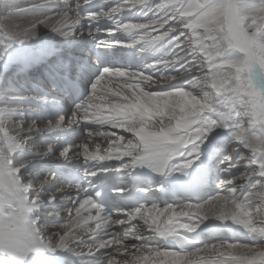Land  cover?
I'll list each match as a JSON object with an SVG mask.
<instances>
[{"label": "snow or ice", "instance_id": "obj_1", "mask_svg": "<svg viewBox=\"0 0 264 264\" xmlns=\"http://www.w3.org/2000/svg\"><path fill=\"white\" fill-rule=\"evenodd\" d=\"M74 2L75 8L67 2L62 10L56 5L58 19L47 15L51 3L11 7L3 19L11 15L35 18L14 28L0 24V59L12 44L31 40L38 25L69 37L85 22L89 35H94L101 29H93V24L110 21L113 26L104 31L127 38L101 40L98 47L140 52L168 49L165 57L146 68L157 72L171 69L175 74L155 76L105 67L91 84L87 98L76 105L72 119L92 126L88 136L109 139L110 148L101 154L99 145L94 150L87 143L73 145L60 153L62 157L82 158L87 165L85 177L136 169L172 177L187 174L214 130L227 128L238 144L252 153L249 164L255 168L243 172L242 177L219 178L227 196L212 195L202 203L176 207L168 204L162 210L155 203L151 208L138 203L126 211H108L86 194L82 184L69 185L77 195L72 207L65 209L67 223L49 239L33 213L45 203L40 194L56 177L40 180L33 193L24 186V170L32 161L14 166L12 157L18 149L36 148L31 143L33 133L56 132L66 118L59 116L55 124L49 120L45 129H40L36 120L26 126L22 118L13 119L17 114L22 117L18 105L0 101V255L16 264H25L29 256L32 264H41L39 254L58 250L86 257L82 264H264V243H212L198 231L208 221H230L264 241V0H115V6L107 11L86 15L79 11L81 0ZM82 3L89 5L92 0ZM125 9L128 13L136 9L148 19L125 23L117 19ZM180 77L188 78L186 84L173 83ZM194 88H200L202 95L189 90ZM206 88L210 90L204 91ZM108 129L125 130L131 138ZM53 148L41 147L36 155L43 159ZM233 157L234 153L224 157L223 173H230ZM113 162L118 167H111ZM105 164L110 167L97 169ZM48 199L54 201L55 194H49ZM164 215L166 223L160 219ZM140 221L143 230H138Z\"/></svg>", "mask_w": 264, "mask_h": 264}, {"label": "bare ground", "instance_id": "obj_2", "mask_svg": "<svg viewBox=\"0 0 264 264\" xmlns=\"http://www.w3.org/2000/svg\"><path fill=\"white\" fill-rule=\"evenodd\" d=\"M92 1H94V0H92ZM112 1V0H111ZM5 2H6V0H5ZM154 2V1H153ZM107 3H108V0H107ZM4 4V3H3ZM111 5V4H110ZM73 6H75V2H73ZM89 6L90 5H88V7L87 8H85V9H83L82 11H84V12H87V11H89L90 9H89ZM82 7H84V5H82V3H81V8ZM63 9V8H62ZM61 9V10H62ZM135 11H136V9H134ZM133 10V11H134ZM129 11V10H128ZM126 13H124V15H125ZM133 13H130L129 14V16L130 15H132ZM124 15H121V17L118 15L117 16V19H123V17H124ZM125 19V18H124ZM144 19H146V17L144 18ZM12 20H13V17H12ZM14 21V20H13ZM104 22L105 21H101L100 22V24L102 25V24H104ZM15 24V23H14ZM13 24V25H14ZM84 26H88V25H86L85 23L82 25V27H84ZM80 28H81V26H80ZM77 30H79V29H77ZM96 34V33H95ZM155 34V33H154ZM122 35H125V34H122ZM58 36H62V35H58ZM123 37V39H126L127 37H124V36H122ZM58 39H61L62 40V38L61 37H58ZM86 39H91V41L92 42H96L97 44H98V42L99 41H101V40H99L98 38H97V36L96 35H89V32H86L85 34H81L80 35V37L79 38H72V37H70V38H66L65 40H64V38H63V41H55V39H51V41H47L46 40V42H40V43H37V44H35V45H29V43L27 44V45H24V43L23 44H19V43H15V44H12V46L10 47V48H8L7 50H6V52L4 53V56H6L7 58H5L4 56H3V58L2 59H0V72H2V70L4 71V70H8L10 67H14L13 68V72L14 73H16V74H19V76L21 77V74L23 73V71H24V69L21 67V63L22 64H25L26 66L28 65V62L27 61H25V57H26V55L28 54V52L30 51V50H42V49H45V48H47V47H49V48H58V47H67L68 49H73V47H75V48H77V47H79L80 48V51L82 52V53H88L87 52V45H86ZM68 40V41H67ZM102 40H105V41H107L106 39H102ZM64 44H65V46H64ZM110 47H112L113 48V46H108V47H102L101 49H108V48H110ZM169 50L168 49H163V50H159L158 48L157 49H153V50H149V51H145V52H140L139 51V53H140V56H141V58H143L142 56L146 53V59L145 60H143L141 63H144L145 61H148V64L149 63H151V62H153V61H155L156 59H157V55H159V54H161V57H163V56H166V54H167V52H168ZM12 52V53H11ZM160 57V58H161ZM17 62H20V64L19 65H17ZM28 68V67H27ZM168 70V72H169V70H171V69H167ZM167 70H165V69H163V68H161V71H159L158 72V74L160 75V74H162L163 72H165V71H167ZM144 71H146L145 69H144ZM149 73L151 72V71H148ZM155 72V71H154ZM170 73H173L172 72V70L170 71ZM156 74H157V72H156ZM174 74V73H173ZM164 75V74H163ZM197 75H199V73H197ZM1 81V80H0ZM109 83H112V82H109ZM179 83H181V79L179 78V80L178 81H175L174 82V84H178L179 85ZM30 89L29 88H27V89H24V91L25 92H27V91H29ZM190 90V89H189ZM191 91H193L192 89H191ZM0 92H2V94H4V95H6L5 97H7L8 95L9 96H11L9 93H15L14 94V96H19L20 94L18 93V92H16V91H14L13 89H6V90H0ZM7 98H10V97H7ZM5 101L6 100H10L12 103H14L15 105H18V106H29V109L28 110H26L25 108H22L20 111L22 112V114H24V116H26L27 115V113H28V115H31L32 113H34V112H37L38 110H40V109H38V108H34L33 107V105L32 104H28V103H24V102H21V101H18L17 99H15V100H13V99H5V98H3ZM1 101V100H0ZM3 101V100H2ZM26 112V113H25ZM15 117V119H18V118H20L21 117V115H19V114H17V115H15L14 116ZM36 118H37V120H40V118L39 117H37L36 116ZM53 123V122H52ZM65 123V122H64ZM30 124V122H28V125ZM53 124H55V123H53ZM65 125L63 124V126L59 129V130H61V129H65V128H63ZM46 128V126L44 127V128H40V129H45ZM70 128L71 129H74L75 131H76V136L77 137H79L80 135H83L84 134V136H88V134H86V129L82 126V121H77V120H75L72 124H71V126H70ZM112 130V129H111ZM111 130H108V131H111ZM116 130H119L120 131V135H122L123 134V131H124V134H128L125 130H121V129H116ZM112 131H115V130H112ZM256 131L257 132H259L260 131V128L258 127V126H256ZM47 132H44V133H42L41 134V138L40 139H38V140H34V141H31V143L32 144H36V143H38V141H41V139L44 137V135L46 134ZM33 135H36V133H33ZM229 136L231 137L232 136V138H231V145H232V152H231V154H233L234 153V157H233V161H232V164H233V167L231 168V171H232V174H233V172H235V171H237L238 172V175H239V177H242V173L243 172H245V171H252L254 168H252L253 166H255V165H250L249 164V162H246L245 160H248V159H246V158H244V159H240L238 156H239V154H238V156H237V153L238 152H245V151H248V149H246V148H244L243 146H241V145H239L238 144V142L235 140V138H234V136H233V134H232V132L229 130V129H227V128H219V129H216V133H215V135L213 136L212 134L208 137V141H207V146L206 147H202V149H201V155H200V159L199 160H197L196 161V163H194L193 165H196V164H199L201 161H202V159H207V158H212L213 159V161L215 162L216 160H217V158H219V156H220V149L222 150V146H224V145H222L221 147H219L218 145H217V142L218 141H220V140H227V138H229ZM88 138H89V136H88ZM88 138H86V140H84L83 141V138L81 139H79V143H78V145H81V144H84V143H87L88 145H89V148L92 150V148H96V146L97 145H99V148H102V149H109L110 148V145H111V141L110 140H108V139H104V140H102V142H100L99 141V143H96L94 146H92V145H90L89 144V142H92L93 143V141H90V139H88ZM98 138V137H97ZM54 141H55V143H53V144H51V145H54V148H53V150L56 148H60L61 146H62V144H63V142H62V139H57V138H54L53 139ZM91 143V144H92ZM205 144V145H206ZM219 144V143H218ZM37 145V144H36ZM77 145V144H76ZM48 145H46V147H47ZM68 148V147H67ZM24 149H27V150H29L28 148H23V149H18L15 153H14V155H13V157H12V160L14 161V162H16V161H18V160H20V159H25V157H22V155H21V153H20V151H22V150H24ZM93 149V150H94ZM234 150H235V152H234ZM64 151V150H63ZM75 151H76V149H73V153H72V155H74V153H75ZM32 154H33V158H26L25 159V161L24 162H26V161H32V163H34V162H38V161H41V162H51L52 160H49L50 159V155L49 156H47V157H45V158H43V159H40V158H38L37 157V155H36V152H32ZM70 156H71V154H70ZM57 160H59L60 161V163H62V164H65V165H71V164H73V165H75V166H78V165H82L83 164V159L82 158H69V159H65L64 157H62L60 154H59V156L58 157H56L55 158V161H57ZM31 163V164H32ZM31 164L30 165H28V167L24 170V176H27V174L29 175V172L27 173V170H29V171H31V170H37V171H35V172H33V173H35V174H33L29 179H28V182L29 183H32V184H34L36 181L38 182V184H37V186L39 185V182H40V180H42V179H44L45 178V176H43L42 174L41 175H37V174H39V173H37V172H41V171H39L38 169H32L31 168ZM220 164H219V162H218V164L217 163H215V166H216V168H215V166L213 167V169H218V171H219V173H223L222 172V169L225 167V165L222 163L221 165H220V167H217V166H219ZM231 171H230V173H223L225 176H226V174H231ZM45 174V173H44ZM178 173H176V174H174V175H177ZM42 177V178H40V179H38V180H35L37 177ZM47 176V175H46ZM225 176H223V177H225ZM26 180V179H25ZM24 180V181H25ZM218 180V179H217ZM239 183H242V182H240V181H238ZM24 184H25V182H24ZM32 184H30L29 186H31ZM216 187L218 188V190H221V188H220V185H219V182L217 183L216 182ZM248 187H250V184L248 185V186H246V190H247V188ZM223 191V190H222ZM33 193H35V191H33ZM61 193L62 194H60V195H64L63 196V199H64V197L65 198H68V200H65V202H68V208H71L72 207V198H73V196H70V194H72V191L70 190V188H65L64 189V191H61ZM49 194H55V192H52V191H48V192H42L40 195H41V199L42 200H44L45 201V203L41 206V208L40 209H38L37 211H36V213L39 211V210H41L42 208H44L45 207V205L48 203V202H51V200H49V199H46L45 198V195H49ZM224 194H226V196L228 195V193L227 192H225L224 191ZM56 195V194H55ZM222 196V195H221ZM75 197V196H74ZM59 202H55V203H52V205H57ZM62 203V202H61ZM59 205H61V204H59ZM174 206V205H173ZM175 207V206H174ZM164 208H166V207H159L158 209H164ZM63 211V213H62V215H64V216H60V217H65V218H67V214H66V212L64 211V210H62ZM49 212H50V210H49ZM49 212H45V211H43L42 212V215H45V214H47V213H49ZM145 214H147V213H145ZM39 217V216H38ZM41 217V216H40ZM161 221H163V222H165L166 223V221H167V215H164V216H161ZM174 219H176V218H174ZM180 220H184L185 222L187 221V218L186 217H180L179 218ZM41 226H42V228H45L44 227V225H43V223H39ZM213 225H216V224H214V223H212L211 221H208V222H206L204 225H202L201 226V230H206V229H208V228H210V227H212ZM59 226L60 225H50V226H48L47 228H45L44 230H45V233H46V231H48V230H50V232H52V231H54L53 232V234L54 233H57V232H59L60 231V228H59ZM228 226H232V227H234V228H236L237 229V231H241V232H247L245 229H243L241 226H237V225H234V224H231L230 223V221H229V223L227 224V225H225V227H228ZM139 229H141V230H143V222H141L140 223V227H139ZM138 229V230H139ZM47 234V233H46ZM248 234V233H247ZM249 235V234H248ZM49 239H51L52 237H48ZM256 240H259L258 238H255ZM226 243H230V241H228V240H226ZM58 254H60V255H62V256H64V257H67L68 258V264H73L74 263V259L72 258V256L74 255V254H76V253H74V252H72V251H63V250H58V251H56ZM82 262L83 261H81V264H82Z\"/></svg>", "mask_w": 264, "mask_h": 264}, {"label": "rangeland", "instance_id": "obj_3", "mask_svg": "<svg viewBox=\"0 0 264 264\" xmlns=\"http://www.w3.org/2000/svg\"><path fill=\"white\" fill-rule=\"evenodd\" d=\"M154 1V2H153ZM70 3V4H72V6H73V2H74V0H6V2H5V0H0V24H5V25H7L8 27H11V28H14L16 25H21V26H24V25H26L30 20H32V19H34L35 17L34 16H15V15H11V16H9L7 19H3V17H4V15H6L7 13H8V11L10 10V8L11 7H14V6H19V7H21V8H27L30 4H32V3H40V4H52L53 5V7H52V9L51 10H48L47 11V15H49V16H51V17H54V18H56V19H58L59 17H58V15H57V9H56V5H58L59 6V8L60 9H62L63 8V6H64V4L65 3ZM108 4L107 5H105V7H106V9H105V11H107L108 10V8H110L111 6H115V0H108ZM121 2L123 3L124 2V0H121ZM163 2H166V0H149V3H163ZM4 3V4H3ZM81 3H82V0H81ZM111 4V5H110ZM82 5H84L83 3H82ZM73 8H75V6H73ZM134 9H132V10H130L133 14L132 15H130L129 16V14L130 13H128L129 11H128V9H125L124 10V13H126L124 16H125V22H145V20L146 19H148L147 17H146V19H144L145 17H143V16H141L140 14H139V12L136 10H134ZM69 15H72V16H74L75 15V13L74 12H70L69 13ZM133 15H135V18L133 19V20H131V21H129L128 20V18L129 17H131V16H133ZM120 17H121V15H119ZM12 17H13V20H12ZM122 20H124V17H123V19ZM54 22V21H53ZM15 23V24H14ZM14 24V25H13ZM85 24L86 25H88V26H84V27H82L81 26V28L79 27L78 29L79 30H77V32H76V34L75 35H73V36H69V37H64V36H58L59 34L58 33H56V32H53V31H51L50 30V27H48V26H45V25H43V24H41V25H38L37 26V28H36V35L31 39V40H29V41H26V42H24V45H27L28 43H29V45H35V44H37V43H40V42H46V40L48 41H51V39L53 38V39H55V41H63V38H64V40L66 39V38H70V37H72V38H79L80 37V35L81 34H85L86 32H89V24L87 23V22H85ZM100 24V23H99ZM99 24H93L92 25V28L93 29H95L96 27H98L99 26ZM94 35H96V34H94ZM58 37H61L62 38V40L61 39H58ZM68 41V40H67ZM64 46H65V44H64ZM12 53V52H11ZM161 54H159L158 56H157V59L155 60V61H157V60H159V59H161V58H163V57H165V56H163V57H161ZM155 61H153V62H155ZM153 62H151V63H153ZM148 64V63H147ZM146 64V65H147ZM146 65L145 66H142V68L143 69H146V71L145 72H147V73H149L148 71H151L149 74H152V75H155V76H160L159 74H158V72L157 71H153L152 69H148V68H146ZM138 68H141V67H138ZM141 68V69H142ZM137 71H140V70H137ZM161 71V70H160ZM170 71L171 70H169V72H168V70L167 71H165V72H163L162 74H164V75H168V74H173V73H170ZM156 72H157V74H156ZM175 74V73H174ZM7 79V77L5 78V80ZM180 79H181V83H179V85H183V84H186V82H187V77H180ZM0 80H1V77H0ZM175 82V81H174ZM173 82V83H174ZM6 85V83H4L3 85H2V87L3 86H5ZM3 90V88H1V91ZM191 90V89H190ZM193 90V92H194V94H196V95H202V92H201V89L200 88H194V89H192ZM210 89H204V91H209ZM0 100L2 101H5L2 97H0ZM14 104V103H13ZM22 108H24V106H22V107H19V109L21 110ZM26 109V108H25ZM32 115H34V117L32 118L31 116H28V115H26V116H24V114H22V117H20V118H18V119H23L24 120V122H25V125L27 126L28 125V122H30L31 123V121L32 120H36L35 119V116H37L36 114H32ZM39 117V116H38ZM13 119L14 120H18V119H15V117H13ZM37 121V126L39 127V128H44L45 126L47 127V122L48 121H44V120H41V121H38V120H36ZM67 124H68V122H67ZM259 127V126H258ZM260 128V127H259ZM26 130V129H25ZM111 130V129H110ZM116 132H117V134L118 135H120V131L119 130H115ZM215 133H216V130H214V132L212 133V135L214 136L215 135ZM88 134V133H87ZM122 135H124L125 136V138L126 139H128V138H131V134H124V131H123V134ZM86 138H88V136H84L83 137V141L84 140H86ZM231 138H232V136L230 137L229 136V138H227V140H220V141H218L217 142V145L219 146V147H221L222 145H224V146H222V152H220V157H219V161L221 162V164H222V161L224 160V157L225 156H227V155H229V154H231V152H232V145H231ZM88 139H90V141H93V143L92 142H89V144L90 145H92V146H94L96 143H99V141L100 142H102V140H99V141H97V140H95V136H93V137H89ZM109 140V139H108ZM92 143V144H91ZM219 143V144H218ZM37 144V145H36ZM35 144V146H36V148H33V149H31L32 151H30V150H23V152L21 153V155L23 156V157H27V158H33V156L30 154V153H32V152H36L37 150H39V148H41V147H46V145L44 144V143H42V142H39L38 141V143H36ZM49 144H52V143H49ZM77 145H78V143H77ZM207 146V144L206 145H204V147H206ZM94 148H92V150H93ZM101 149V154H103V152H105V151H107L108 149L106 148V149H102V148H100ZM54 151L55 150H53V153H51L50 154V159L49 160H54L58 155V153L61 151L60 150V148H58L57 150H56V152L54 153ZM220 151H221V149H220ZM238 154H239V156H238ZM237 156L240 158L241 156H243L244 158H246V159H248V160H245L246 162H249V158L252 156V153L248 150V151H245V152H238L237 153ZM26 159V158H25ZM25 159H20V160H18L17 162H16V166L18 165V164H21V163H23L24 161H25ZM14 162V161H13ZM15 163V162H14ZM214 166H215V164H214ZM218 167H220V166H218ZM215 168H216V166H215ZM252 168H255V166H253ZM35 171H37V170H35ZM34 170H31V171H29V170H27V173L29 172V175L27 174V176H24L25 178L24 179H26L25 180V183H27V181H28V179L33 175V174H35V173H33V172H35ZM37 173H39V174H37V175H43V176H45L46 177V174H44L43 172H37ZM221 175L222 176H225L223 173H221ZM228 175H231V176H237V177H239V175H238V172L237 171H235V172H233V174H232V171H231V174H226V176H228ZM40 178H42L41 176L39 177H37L35 180H38V179H40ZM219 178H221V177H219ZM223 178V177H222ZM254 180L256 179V178H253ZM238 181H240V182H242L243 183V181H242V179H240V180H238ZM37 184H38V182L36 181L34 184H32L31 186H29L28 185V187L29 188H31L33 191L34 190H36V188H37ZM250 184H251V182H250ZM45 191L46 190H48L47 188H45L44 189ZM61 190L62 189H60L59 187H55V189H49V191H52V192H55V196H56V199L54 200V201H52L53 203H55V202H59L58 204H60L61 202H62V204H64L65 202H64V200H63V196L64 195H60V194H62L61 193ZM70 196H71V194H70ZM222 196H226V194H223ZM48 197H49V195H45V198L46 199H48ZM61 208L65 211V209H67L68 207L67 206H61ZM62 213V212H61ZM61 213L59 214V215H61ZM61 216H64V215H61ZM62 219H65V217H62ZM212 223H214V224H216V225H218V226H221V225H227V224H222L221 222H219V221H211ZM65 222H61L58 218L57 219H55V222H53V223H51V225H62V224H64ZM67 223V222H66ZM44 225V224H43ZM47 226H49V225H47V224H45L44 225V227L46 228ZM46 233L48 234V233H50V230H48V231H46ZM53 233V232H52ZM52 233H50L51 234V237L53 236L52 235ZM46 234V235H47ZM49 237V236H48ZM223 242H225V241H223ZM216 243H219V242H216ZM233 243V242H232ZM234 243H239V242H234ZM260 243H264V241H261V240H258V242L257 243H254V244H260ZM242 244V243H241ZM203 255V254H202Z\"/></svg>", "mask_w": 264, "mask_h": 264}]
</instances>
